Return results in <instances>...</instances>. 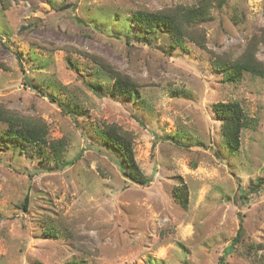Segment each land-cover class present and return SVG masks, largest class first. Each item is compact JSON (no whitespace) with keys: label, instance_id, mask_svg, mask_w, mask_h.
<instances>
[{"label":"rangeland","instance_id":"374dc122","mask_svg":"<svg viewBox=\"0 0 264 264\" xmlns=\"http://www.w3.org/2000/svg\"><path fill=\"white\" fill-rule=\"evenodd\" d=\"M194 5L0 3V105L46 128L31 156L0 146V264H255L246 250L264 246V79L228 83L212 62L255 44L264 65V0L212 3L176 47L163 30L145 36L132 21ZM98 60L136 81L138 98L111 95L114 80ZM217 103L243 111L237 150L225 145ZM111 124L131 135L147 186L125 179L104 146ZM59 141L57 159L50 145ZM180 186L185 209L173 195Z\"/></svg>","mask_w":264,"mask_h":264},{"label":"trees","instance_id":"16d2710c","mask_svg":"<svg viewBox=\"0 0 264 264\" xmlns=\"http://www.w3.org/2000/svg\"><path fill=\"white\" fill-rule=\"evenodd\" d=\"M224 1L196 0L194 6H177L172 9L154 12H135L132 21L145 36L156 34L157 29L163 30L170 38L171 46L176 47L182 45L184 38L188 37L189 27L208 19L212 3L219 7ZM7 2L8 0H0L3 8L6 7ZM254 45H249L248 49L236 60H222L221 58H218L217 61L214 60L212 62L213 68L221 73L223 79L228 83L238 82L244 74L264 79V65L255 59L253 55ZM97 62L114 80L110 90L111 95L124 99L138 98L139 86L136 81L115 71L101 60ZM212 110L221 122L225 145L231 150H237L240 146L241 131L247 125L242 109L236 103H217L212 106ZM0 123L6 126V129L0 134V146L9 147L11 144L18 147L19 150L29 151L31 156L33 152L41 149V144L45 143L46 128L41 121L19 117L0 105ZM101 136L104 146L113 150L120 157V167L124 178L139 186H147L149 179L142 174L134 160L131 135L111 124L104 126ZM62 143L63 141H59L50 145L57 159H60L63 149ZM173 195L181 208H187L188 194L184 186L175 188ZM26 204L27 200L25 198L22 203L23 209ZM239 232L233 240L234 244L239 241ZM46 234L51 235V232L47 230ZM258 247L263 249V252L259 255L254 252L255 245L248 246L246 252L253 253L252 258L255 264H264V246L259 245ZM67 264L77 263L69 262Z\"/></svg>","mask_w":264,"mask_h":264}]
</instances>
